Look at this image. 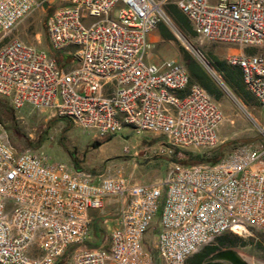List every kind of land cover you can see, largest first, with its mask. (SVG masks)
Listing matches in <instances>:
<instances>
[{
    "label": "built area",
    "instance_id": "2783aa9c",
    "mask_svg": "<svg viewBox=\"0 0 264 264\" xmlns=\"http://www.w3.org/2000/svg\"><path fill=\"white\" fill-rule=\"evenodd\" d=\"M50 2L0 0V95L13 108L53 109L98 139L129 130L165 136L179 148L219 144L220 105L184 63L148 62V35L171 21L166 6L173 3L199 37L263 46L264 0H69L47 15L45 27L54 50L75 47L73 68L10 37ZM227 60L241 67L264 111V54L231 53ZM180 78H189V96H182ZM110 197L118 201L117 224L91 246V211ZM250 228L264 231V145L241 146L215 163L177 162L163 181L148 184L49 162L0 133V264H187L217 236Z\"/></svg>",
    "mask_w": 264,
    "mask_h": 264
},
{
    "label": "rangeland",
    "instance_id": "374dc122",
    "mask_svg": "<svg viewBox=\"0 0 264 264\" xmlns=\"http://www.w3.org/2000/svg\"><path fill=\"white\" fill-rule=\"evenodd\" d=\"M67 3L69 0H52L50 3L41 5L19 24L10 37H18L50 53L55 51L46 32L45 20L57 6ZM120 5L121 3L114 13ZM170 19L171 21L162 22L151 31L156 35V39L150 42L146 60L160 64L174 59L187 66L184 58L186 53L215 83L218 91L222 93L220 105L224 114L219 128L220 142L217 146L179 148L162 140L160 135L133 134L129 130L98 139L90 131L74 125L66 118L57 116L53 109L37 110L30 105L15 109L10 100L2 95H0V133L5 134L16 149L43 153L47 155L49 162L62 161L71 169L89 172L95 176L107 177L121 173L132 182L148 184L163 181L170 167L177 162L185 165L200 163H191L188 153L205 154L204 162L214 163L241 146L260 149L264 145L262 107L255 99L250 104L239 99L227 86L223 76L211 61L212 56L228 61L231 53H238L241 49L243 53L250 51L246 46H234L204 39L194 30L185 32L171 16ZM160 25H163L174 38L164 37L160 32ZM248 48L254 49L257 53H264L261 49L264 45L248 46ZM201 54L205 56L210 67L220 78L202 62ZM56 55L64 67L72 64L69 55L57 51ZM64 55H67V58ZM118 207V201L110 197L106 200L105 206L96 211L94 222L99 233L95 234L92 230L89 243L99 245L107 238L117 224ZM159 217L160 212L147 239H152L153 233L157 231ZM224 235H227L224 244L217 238L209 244L218 246L219 249L234 248L251 264H264V231L250 228L242 234L227 232L219 236ZM209 252L204 253L202 259ZM193 255L188 259L191 262L189 264H192L195 259Z\"/></svg>",
    "mask_w": 264,
    "mask_h": 264
},
{
    "label": "trees",
    "instance_id": "16d2710c",
    "mask_svg": "<svg viewBox=\"0 0 264 264\" xmlns=\"http://www.w3.org/2000/svg\"><path fill=\"white\" fill-rule=\"evenodd\" d=\"M166 10L168 14L174 19V21L181 27L182 30L185 32H192L193 28L192 25L187 18V16L181 11V9L173 4L169 3L166 6ZM161 24V23H160ZM161 34L166 38H174L173 35H170L163 25L159 26ZM195 32V31H194ZM184 58L187 62V67L194 79H196L198 82H200L209 92L215 93V87H213L212 80L209 79V77L206 75L205 71L199 67V65L193 61L188 54H184ZM211 61L213 66L219 71V73L223 76L226 84L232 89V91L235 94H242V96L249 98V91L246 90L244 86V80H243V71L241 67L238 65H234L229 63L228 61L220 60L215 56L211 57ZM190 156L191 163L195 162H204L205 161V154H193L188 153ZM215 163V162H214ZM93 233L98 234L99 229L95 225V222L93 223ZM222 244H224L227 238V235L225 236H218L216 237ZM91 246H96L97 243H89ZM208 248L211 252H214L219 249L218 246L207 244L204 247H202L200 250ZM200 251L196 252L193 256H195V259L193 260V264H201L202 263V257L205 254H199ZM187 263H191L187 260Z\"/></svg>",
    "mask_w": 264,
    "mask_h": 264
},
{
    "label": "crops",
    "instance_id": "0c3cea01",
    "mask_svg": "<svg viewBox=\"0 0 264 264\" xmlns=\"http://www.w3.org/2000/svg\"><path fill=\"white\" fill-rule=\"evenodd\" d=\"M154 38L156 39V35H154L153 33H149V35H148V40H149V42H151V41H153L154 40ZM247 47V50L248 51H250L249 53H246V54H256L257 52L254 50V49H251V48H248V46H246ZM250 47V46H249ZM75 47H73V46H70V47H67V48H65V49H62V50H55V51H52L51 52V54L53 55V56H55L56 58H57V60H58V57H57V55H56V51L57 52H62L63 54H67V55H69L70 56V59H71V61H72V64L69 66V67H65V68H73V67H75L76 65H77V62H74L73 61V59H72V55H71V52H72V50L74 49ZM261 49H263V52H264V48H261ZM238 53H243L242 52V49L240 50V52H238ZM262 53V52H261ZM262 54H264V53H262ZM67 55H64L65 56V58H67ZM59 61V60H58ZM60 63V62H59ZM61 65H62V63H60ZM218 71V70H217ZM219 72V71H218ZM192 76V75H191ZM192 79L194 80V81H197L196 79H194L193 77H192ZM225 81V80H224ZM198 82V81H197ZM200 83V82H199ZM226 83V82H225ZM201 84V83H200ZM212 84H213V87H215V90H216V92L215 93H212V92H209L208 90V92L213 96V98L218 102V104L220 105V100H222V93H221V91H218V89H217V87H216V85H215V83L214 82H212ZM202 85V84H201ZM203 86V85H202ZM228 86V85H227ZM244 86H245V88H246V85H245V83H244ZM230 88V87H229ZM232 90V89H231ZM246 90H248L247 88H246ZM249 91V90H248ZM234 93V92H233ZM235 94V93H234ZM239 99H241L242 101H244L245 103H247V104H250V102L253 100V99H255L256 100V98L253 96V94L249 91V95H250V97L249 98H247V97H244V96H242V94H235ZM257 101V100H256ZM220 108H221V105H220ZM221 110H222V108H221ZM223 111V110H222ZM96 211H98V210H92L91 211V215L93 216V218H94V220H95V214H96ZM94 220H93V223H94ZM193 264V263H192Z\"/></svg>",
    "mask_w": 264,
    "mask_h": 264
},
{
    "label": "water",
    "instance_id": "95a60500",
    "mask_svg": "<svg viewBox=\"0 0 264 264\" xmlns=\"http://www.w3.org/2000/svg\"><path fill=\"white\" fill-rule=\"evenodd\" d=\"M164 141L165 136H160ZM201 264H251L239 251L234 248L219 249L211 253Z\"/></svg>",
    "mask_w": 264,
    "mask_h": 264
},
{
    "label": "bare ground",
    "instance_id": "6f19581e",
    "mask_svg": "<svg viewBox=\"0 0 264 264\" xmlns=\"http://www.w3.org/2000/svg\"><path fill=\"white\" fill-rule=\"evenodd\" d=\"M179 88L182 89V96H189L190 94L189 78H180Z\"/></svg>",
    "mask_w": 264,
    "mask_h": 264
},
{
    "label": "flooded vegetation",
    "instance_id": "af4514ba",
    "mask_svg": "<svg viewBox=\"0 0 264 264\" xmlns=\"http://www.w3.org/2000/svg\"><path fill=\"white\" fill-rule=\"evenodd\" d=\"M210 250L208 249V248H205V249H202L200 252H199V254H204V253H208ZM211 253H213V252H209V254H207L203 259H202V262L205 260V258L206 257H208ZM196 256V255H195ZM195 256H194V258H195Z\"/></svg>",
    "mask_w": 264,
    "mask_h": 264
}]
</instances>
